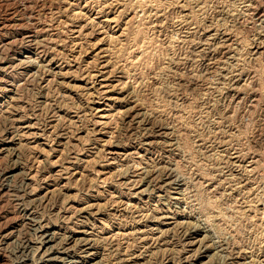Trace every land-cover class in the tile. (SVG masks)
<instances>
[{"label": "rangeland", "instance_id": "obj_1", "mask_svg": "<svg viewBox=\"0 0 264 264\" xmlns=\"http://www.w3.org/2000/svg\"><path fill=\"white\" fill-rule=\"evenodd\" d=\"M0 264H264V0H0Z\"/></svg>", "mask_w": 264, "mask_h": 264}, {"label": "bare ground", "instance_id": "obj_2", "mask_svg": "<svg viewBox=\"0 0 264 264\" xmlns=\"http://www.w3.org/2000/svg\"><path fill=\"white\" fill-rule=\"evenodd\" d=\"M256 12V11H255ZM4 26V25H3ZM38 43V42H37ZM222 45V44H221ZM12 47V46H11ZM5 49V48H4ZM32 62H33V60H32ZM24 64V63H23ZM35 64V63H34ZM33 65V64H32ZM30 66V65H29ZM4 69V68H3ZM162 128V127H161ZM160 130V129H159ZM153 131V130H152ZM235 157V156H234ZM232 158V157H231ZM165 179V178H164ZM176 179V178H175ZM178 180H180L181 181V179L180 178H177V180H174V181H178ZM155 181V180H154ZM172 183H174V182H172ZM177 185L179 184L178 182L176 183ZM147 190V189H146ZM181 194V193H180ZM31 220V219H30ZM42 227V226H41ZM46 227V226H45ZM39 229V228H38ZM43 230V229H42ZM41 230V231H42ZM186 231H187V229H186ZM44 234V236H43V240L44 241H42L41 243L42 244H44L45 246L47 245L48 246V244H50V243H52L53 242V240H55V238L53 239V236H52V234L51 233H49V231H46L45 230V233H43ZM54 235V234H53ZM186 235V234H185ZM5 236V235H4ZM40 236V235H39ZM38 239V238H37ZM40 239H42V237L40 238ZM67 239V238H66ZM81 241V240H80ZM76 243V242H75ZM87 245H89V243L87 244ZM36 246V245H35ZM48 248V247H47ZM57 248V247H56ZM62 248V247H61ZM46 251H47V249H46ZM49 251V250H48ZM51 252V251H50ZM46 254V253H45ZM93 254V253H92ZM86 256V255H85ZM60 257V256H59ZM60 259V258H59ZM63 259H64V257H63ZM62 259V260H63ZM67 259V258H66ZM65 259V260H66ZM43 260V259H42ZM54 260H55V258H54ZM58 260V259H57ZM61 260V261H62ZM71 261V260H70ZM79 261V260H78Z\"/></svg>", "mask_w": 264, "mask_h": 264}]
</instances>
